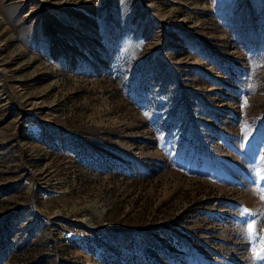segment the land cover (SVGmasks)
I'll return each mask as SVG.
<instances>
[{"label":"rangeland","instance_id":"374dc122","mask_svg":"<svg viewBox=\"0 0 264 264\" xmlns=\"http://www.w3.org/2000/svg\"><path fill=\"white\" fill-rule=\"evenodd\" d=\"M262 241L264 0H0V264Z\"/></svg>","mask_w":264,"mask_h":264},{"label":"snow or ice","instance_id":"6c2138e0","mask_svg":"<svg viewBox=\"0 0 264 264\" xmlns=\"http://www.w3.org/2000/svg\"><path fill=\"white\" fill-rule=\"evenodd\" d=\"M243 104H244V106L245 107H247L248 106V101L247 100H245L244 102H243ZM255 229H256V226H254V225H249V228H248V232H249V234H255ZM261 248H262V251H264V241H262V243H261ZM258 259H260V258H264V257H257Z\"/></svg>","mask_w":264,"mask_h":264},{"label":"bare ground","instance_id":"6f19581e","mask_svg":"<svg viewBox=\"0 0 264 264\" xmlns=\"http://www.w3.org/2000/svg\"><path fill=\"white\" fill-rule=\"evenodd\" d=\"M34 10V9H33ZM31 13H33V12H31Z\"/></svg>","mask_w":264,"mask_h":264}]
</instances>
